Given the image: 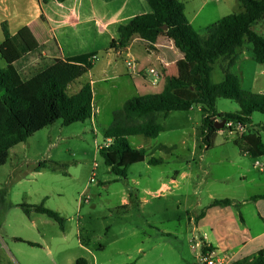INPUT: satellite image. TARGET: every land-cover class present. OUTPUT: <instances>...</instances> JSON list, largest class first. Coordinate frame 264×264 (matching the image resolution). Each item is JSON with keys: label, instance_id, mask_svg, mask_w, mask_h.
<instances>
[{"label": "rangeland", "instance_id": "374dc122", "mask_svg": "<svg viewBox=\"0 0 264 264\" xmlns=\"http://www.w3.org/2000/svg\"><path fill=\"white\" fill-rule=\"evenodd\" d=\"M13 1L0 0V21L11 15L6 12L8 7L13 8V5L23 12L28 10L32 0H16L18 5ZM42 1L53 11L51 27L58 43L66 45L73 41L82 46L88 42L95 23L88 22L75 29V2L78 0ZM91 1L98 10L96 15L102 16L109 3ZM184 3L187 16L194 18L192 25L203 38L208 26L224 16L243 11L240 0H184ZM84 11L87 13V9ZM1 25L0 45L4 39ZM252 27L264 37V19L253 23ZM160 39L164 45H169V38ZM144 45L151 50L156 48ZM251 47L248 41L244 42L230 71L241 77L245 89L259 92L264 90V64L254 60ZM108 58L107 52L101 50L94 69L69 88V93L73 94L84 82L93 81V121L65 125L63 119H59L13 147L12 159L0 165V189L6 192V203L0 207V264H74L80 257L86 258L89 264H200V248L192 242L194 237H200L194 230L197 217L214 199L224 198L223 194L232 192L240 184L233 180L222 181L224 174H237L220 155L222 148L236 145L235 133L221 129L213 146L207 149L199 136L203 119L200 106L188 111H172L166 116L161 112L158 121L164 130L156 138L143 135L128 138L132 147L146 148L149 156L144 162L132 165L126 178H117L100 154L99 149L107 142L104 130L126 100L145 92L160 93L163 85L155 86L150 82L148 72L152 65L148 63H144L148 72L142 70L141 73L149 76L143 80L122 75L119 70L127 68L119 63L117 68L109 66ZM131 59L128 57L127 62ZM0 65H5L1 57ZM227 67V59L215 63L212 74L215 82L224 80ZM182 71L181 77L189 80L185 68ZM2 94L0 92V96ZM186 96L192 98L190 94ZM217 110L235 112L240 110V105L235 100L219 98ZM251 119L252 124L247 128L236 126L237 132H258L264 142V113L254 112ZM237 139L242 141L241 136ZM162 145H167L168 149H150ZM151 156L164 161L149 165ZM44 160L62 166L56 171L43 168L38 173L37 164ZM261 160L264 161V157ZM253 170L259 173L256 168ZM171 178H176L174 184L169 182ZM162 179L169 189L154 192ZM39 189L49 194L45 201L48 208L63 210L67 219L65 231L45 214H39L34 225L20 206L40 203ZM126 199L129 205L124 204ZM81 240L90 242L88 248L82 246Z\"/></svg>", "mask_w": 264, "mask_h": 264}, {"label": "trees", "instance_id": "16d2710c", "mask_svg": "<svg viewBox=\"0 0 264 264\" xmlns=\"http://www.w3.org/2000/svg\"><path fill=\"white\" fill-rule=\"evenodd\" d=\"M240 2L242 12L224 16L211 24L203 38L187 17L182 0H129L128 18L117 25L116 36L109 30L100 31L94 27L91 39L82 46L73 41L66 45L59 43L62 57L46 56L43 44L29 26L11 34L4 21V41L0 45V57L5 61L4 66L0 65V92L3 93L0 96V165L7 163L13 147L59 119H63L65 125L90 120L94 114L92 84L84 83L73 94L69 93L70 86L94 67L101 50H121L135 37L153 46L166 36L193 67L189 80L166 76L162 92L132 97L114 112L112 123L104 131L106 141L111 140V143L99 150L117 178H126L132 165L147 159L148 150L132 147L128 138L136 135L156 138L164 130L158 121L161 112L166 116L172 111H188L200 106L203 119L199 136L207 149L213 146L221 130L216 127L218 119L226 120L222 129L234 132L238 125L247 128L252 124L254 112L264 113V93L245 89L240 77L230 68L236 63L238 50L245 41L252 44L254 60L264 64V37L252 27L253 23L264 19V0ZM220 59H227L228 67L224 80L215 82L212 74ZM188 94L192 98L187 97ZM219 98L237 101L240 110L219 112ZM241 139L243 142L237 144L247 146L252 157L264 156V142L258 132L244 133ZM162 161L158 157L148 159L152 165ZM49 167L56 171L58 164L40 161L36 171ZM5 195L6 192L0 190V207L6 203ZM254 198H264V194ZM229 205L232 201L226 198L215 199L209 206ZM20 206L27 216L32 212L45 214L65 230L67 219L44 202ZM206 208L198 218L205 215ZM75 264H89V261L80 257ZM232 264H264V251L253 261L245 259Z\"/></svg>", "mask_w": 264, "mask_h": 264}, {"label": "crops", "instance_id": "0c3cea01", "mask_svg": "<svg viewBox=\"0 0 264 264\" xmlns=\"http://www.w3.org/2000/svg\"><path fill=\"white\" fill-rule=\"evenodd\" d=\"M87 1L88 2L86 4L83 3V0H78L75 2V29L77 28L79 29L81 26H84L86 23L88 24V22L93 21L95 23V25H93V28L97 27L100 31L109 30L113 33V35L116 36L117 25L128 18L127 3L129 0H112V1L105 0V2L106 3L108 2L109 5H107L104 14H102V16L100 17L96 15V11L98 10L96 9L94 2L91 0H87ZM182 1L184 2V0ZM13 2H15L16 5H18L19 3L16 0H14ZM119 2L122 3L119 4ZM28 5H29L28 10H24L23 12H21L19 8L15 9L13 5H12L13 8L8 7V10L6 12L9 13L11 12V15L8 14L7 17H3L0 23H3L4 21L7 22L11 34H15L24 26H29L33 31L34 35L36 36V38L41 42V44H43L44 54L46 56L62 57V51L60 45L56 40L55 33L52 31L53 28L51 27L52 26L51 21L53 19L50 17V13H52L53 11L50 8H48L47 5L45 6L42 0H32ZM86 9H87V13H85L84 11ZM189 20L193 24L194 18L192 19L189 18ZM92 30L88 41L91 39ZM3 41L4 39L2 40V42ZM169 41H170L169 45H164L160 39L157 43L153 44V46H155L156 48L151 50L145 47L144 44L147 43L143 42L139 37H135L132 40L131 44L126 48H123L121 50L109 49L103 51L107 52L109 56L108 58L109 66H114L115 68H117L119 63L120 65L122 64L127 68L126 71L119 70V72L122 73V75L138 76L141 77L143 80H146V78H148L149 75L144 77L141 73L142 70L147 71L148 69V68H144V63H148V65H152L150 66L151 68L156 67L160 69V71L162 72V79L159 84L160 85L162 84L164 88L166 76L173 75L182 78L181 77V73L183 72L182 69L185 68V74L187 73L190 77L191 76L190 71L193 67L191 63L187 62L183 58V55L174 46L173 41L170 39ZM164 47L168 49H163ZM99 54L97 56V59L99 57ZM128 57H131L132 59H135L137 61L138 69L135 73H133L131 68L128 67L127 65ZM96 61L94 63V67L96 65ZM94 67L90 71H92ZM240 80L242 83L241 77ZM142 82H143L142 85L146 86L145 85L146 83L144 81ZM90 83L92 84L93 87L92 80L90 81ZM79 90L80 89H78L76 92H78ZM263 91L264 90H260L258 93H264ZM151 93L152 92H145L144 94H151ZM219 112H226V111H219ZM94 113H95V107H94ZM90 120L92 121L94 120V114ZM219 133L220 131L217 133V135ZM233 133H235V137L233 138V141L236 145L232 148L224 147L221 149V153H220V155H222L221 160L229 162V164L232 167H234L237 171L236 176L233 175L230 176L228 174H224L222 181L229 182L233 180L240 183L238 187L235 188L232 192L230 193L226 192L225 194L222 195L224 197L222 199H226V198L231 199L232 205L209 206L212 203L211 202L206 208L205 215L198 218L202 211L198 215L197 222L195 223V228H194V230L196 229V231L200 233L199 236L205 238L207 243H209L212 247H214V249L218 253L229 254L231 256V263H235L236 261H242L245 259H248L249 261H253L259 256L261 251H264V198H256V199L254 198L258 195L264 194V161L261 160V158H263L264 156H260L257 158L252 157L249 152V148L247 146H245L244 144L243 145L237 144V142H239L237 141L238 140L237 138H240V136L242 137V134L244 133H240L237 131ZM162 147L168 148L167 145H162V146H151L150 149L153 150L158 148L165 149ZM140 148H144V147H140ZM14 156L17 157L18 154L15 153ZM151 157H155V156H151ZM9 159L10 160L12 159V151H10ZM57 164H58L57 169H59V166L62 165H60L59 163ZM253 168L259 170V173H255ZM37 172L41 173L42 170ZM175 179L176 178H171L169 179V182L174 184V182L176 181ZM165 187H168L169 189L167 182H165L162 179L159 189L154 192H159L161 191V189H164ZM151 192L152 191H149L148 193ZM38 195H39L38 201L44 203L46 199L49 198L48 196L49 194H47V192H44L42 189H39ZM129 198L131 199V194L129 195ZM40 203L36 202V203H32L31 205L40 204ZM124 204L129 205L130 204L129 200L126 199L124 201ZM57 210L62 216H64L63 210H61L60 208H57ZM39 214L40 213L32 212L31 215L27 217H29L32 220V223L35 225V221L37 218H39L38 217ZM83 229L84 227L82 228V230ZM65 230H66V226H65ZM81 232L82 231L80 230L79 233L81 234ZM81 244L83 247L88 248L90 242L84 243L81 240ZM100 248L103 249L104 246L101 245ZM75 262L76 261L74 260V264Z\"/></svg>", "mask_w": 264, "mask_h": 264}, {"label": "built area", "instance_id": "2783aa9c", "mask_svg": "<svg viewBox=\"0 0 264 264\" xmlns=\"http://www.w3.org/2000/svg\"><path fill=\"white\" fill-rule=\"evenodd\" d=\"M128 67L131 68L133 73L137 71L138 64L135 59H131L127 62ZM151 75L150 82L157 86L162 79V72L160 69L153 67L149 70ZM233 132V131H232ZM111 140H107L104 146H108ZM192 242L200 248V254L198 256V261L200 264H230L231 256L229 254L218 253L215 249H212L211 245L207 243L206 239L203 237H194ZM194 246V245H193Z\"/></svg>", "mask_w": 264, "mask_h": 264}, {"label": "water", "instance_id": "95a60500", "mask_svg": "<svg viewBox=\"0 0 264 264\" xmlns=\"http://www.w3.org/2000/svg\"><path fill=\"white\" fill-rule=\"evenodd\" d=\"M164 28H167V26H164ZM225 123H226V120H223V121H221V122L217 121V122H216V127H217L218 129H222V128L225 126Z\"/></svg>", "mask_w": 264, "mask_h": 264}]
</instances>
